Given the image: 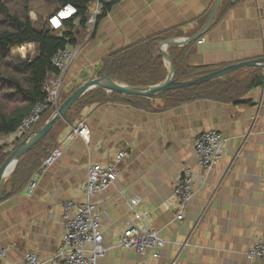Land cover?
Segmentation results:
<instances>
[{
    "label": "crops",
    "instance_id": "0c3cea01",
    "mask_svg": "<svg viewBox=\"0 0 264 264\" xmlns=\"http://www.w3.org/2000/svg\"><path fill=\"white\" fill-rule=\"evenodd\" d=\"M215 2L122 0L113 4L74 62L64 94L98 77L99 67L112 51L159 34L176 32L174 37L180 39L195 35ZM175 45L186 48L189 63L202 70L263 59L264 0H222L203 35L187 44H172L168 51ZM164 63L168 75L165 59ZM235 71L240 72L234 75ZM235 71L217 78L237 85H224L212 96L175 102L155 95H136L145 100L114 95L81 112L66 113L53 131L52 151L60 147L63 154L40 173L33 194L27 195L26 186L0 199V244L7 248L1 264H24L27 252L52 258L66 233L61 204L70 198L84 201L77 190L86 181L88 164L110 161L116 150L127 151L118 178L94 197L105 243L111 246L125 227L131 215L128 198L133 196L150 209L152 224L167 243L156 250L158 257L112 247L102 264H264L247 256L254 238L264 234V67ZM257 75L260 83L255 82ZM81 117L88 124L90 141L75 136L62 142L67 125ZM209 126L220 129L227 145L220 160L206 169L197 163L194 138ZM184 167L193 169L195 195L185 218L178 220L174 185ZM187 241V246L181 245Z\"/></svg>",
    "mask_w": 264,
    "mask_h": 264
},
{
    "label": "trees",
    "instance_id": "16d2710c",
    "mask_svg": "<svg viewBox=\"0 0 264 264\" xmlns=\"http://www.w3.org/2000/svg\"><path fill=\"white\" fill-rule=\"evenodd\" d=\"M94 1L0 0V137L14 132L33 105L46 97L48 79L56 71L52 58L59 48H64L68 44H76L83 36L89 7ZM67 3H73L78 7V18L82 20L81 25L76 26L72 20H69L65 24V31L52 30L48 25L50 16L60 6ZM112 5L106 6L98 24ZM33 10L37 12L36 19L32 17ZM175 33L151 36L146 40L112 51L105 56L103 64L99 67L98 77L110 76L116 81H124L129 85L141 87L162 82L168 72L164 63L163 43L176 36ZM27 43H34L35 51L27 52L25 56L17 54L16 49ZM168 52L176 69L174 79L177 81H186L203 73L214 72L213 69L202 70L199 66L190 64L186 48H179L175 45ZM261 81V77L257 75L255 82L260 83ZM224 85L235 87L237 84L220 82L216 78L178 89L165 90L155 96L175 102H185L201 96L215 95L224 90L222 87ZM70 94H63L62 102ZM114 95L124 96L125 94L117 91L108 92L102 88L88 91L73 104L67 114L72 110L81 112L87 105L94 102H105ZM126 97L146 99L136 95ZM55 110V107L50 106L39 122L31 128L28 135L40 129ZM59 121L61 118L57 120ZM23 140L18 142L21 143ZM55 145L56 136L53 135L52 129L19 160L14 172L3 186V194L12 195L25 189L32 176L40 168L43 159L51 153ZM10 154L7 146L0 147V167Z\"/></svg>",
    "mask_w": 264,
    "mask_h": 264
},
{
    "label": "built area",
    "instance_id": "2783aa9c",
    "mask_svg": "<svg viewBox=\"0 0 264 264\" xmlns=\"http://www.w3.org/2000/svg\"><path fill=\"white\" fill-rule=\"evenodd\" d=\"M122 0H95L89 7L88 18L85 21V36L76 44H68L59 48L52 58L56 71L49 77L46 85V97L37 101L29 113L23 117L18 128L11 134L0 137V147L7 146V150L21 139H28L31 128L39 122L42 115L53 106L58 110L62 102L61 92L67 87L70 70L76 59L85 50L87 44L96 32L98 20L109 4H115ZM79 9L73 3L62 6L49 18V28L65 31V24L72 20L76 26H80L82 20L78 18ZM29 43L20 47L26 48ZM25 56V55H24ZM264 91V85L261 87ZM55 110V111H56ZM28 135V136H27ZM81 137L86 142L90 141V131L86 119L81 117L74 123L68 124L62 142L73 137ZM227 145L226 138L217 127L209 126L201 130L194 138L197 163L206 168H211L223 156ZM63 154L62 148L54 149L47 156L41 168L32 176L26 187L27 195L31 196L38 186L40 173ZM127 155L125 150L112 152V159L107 162L91 161L87 166L86 181L81 184L78 193L85 196L84 201L67 199L61 208L63 210L66 233L62 244L50 259L41 258L35 252H27L24 256V264H102L109 248H124L133 250L137 254H153L158 257L156 250L164 247L166 239L155 228L151 221V211L142 205L138 196L128 198L131 207L130 218L125 227L119 229L117 237L111 246L105 243L102 229V219L98 211L94 197L106 191L118 178L121 171L120 164ZM237 160V154L233 162ZM196 182L193 169L184 167L174 185L176 197V217L178 220L185 218V213L195 195L194 184ZM124 193L123 191L121 192ZM204 216V212L202 213ZM187 246L188 241L181 244ZM7 255V248L0 244V264ZM247 256L249 259H261L264 261V234L254 238Z\"/></svg>",
    "mask_w": 264,
    "mask_h": 264
},
{
    "label": "water",
    "instance_id": "95a60500",
    "mask_svg": "<svg viewBox=\"0 0 264 264\" xmlns=\"http://www.w3.org/2000/svg\"><path fill=\"white\" fill-rule=\"evenodd\" d=\"M222 0H216L214 8L206 21L204 27L197 32L195 35L191 36L187 39H180V38H171L167 40L163 44V53H164V59L169 66V74L167 75L166 79L158 84L150 85L147 87H141V86H134L129 85L126 83L118 82L114 80L110 76H99L92 78L90 80L85 81L82 83L76 90H74L66 99L65 101L60 105V108L56 110L53 115L48 119L45 124L38 130H36L32 136L28 139L23 140L21 143H19L13 151H11V154L6 159V161L2 164L0 167V199L2 197H6L9 195V193L3 194V186L4 182L8 179L9 175L13 172L15 166L17 165L18 161L39 141H41L53 128L54 124L57 122L58 119L63 118L65 114L68 112V110L73 106V104L84 94H86L88 91H91L96 88H102L106 89L107 91H117L128 95H141V96H148L152 97L155 94L169 90V89H178L182 87H186L189 85H193L195 83H199L202 81L212 80L217 77L223 76L229 72L235 71L237 69L248 67V66H263L264 67V58L263 59H256V60H247L243 62H239L236 64H232L228 67L219 69L217 71H214L212 73L194 77L190 80L186 81H177L174 79V75L176 72V69L169 57L168 47L172 44H187L192 41L197 40L203 33L208 29L212 19L214 18L219 5ZM16 158V164L13 168V170L7 174V169L9 168V165L13 161V159Z\"/></svg>",
    "mask_w": 264,
    "mask_h": 264
},
{
    "label": "rangeland",
    "instance_id": "374dc122",
    "mask_svg": "<svg viewBox=\"0 0 264 264\" xmlns=\"http://www.w3.org/2000/svg\"><path fill=\"white\" fill-rule=\"evenodd\" d=\"M32 17L34 18V19H36L37 18V12L35 11V10H33L32 11ZM52 16V15H51ZM50 16V17H51ZM98 28V27H97ZM85 29V28H84ZM96 33H97V29H96V32L94 33V35H93V37L91 38V40L95 37V35H96ZM85 36V30H84V34H83V37ZM90 40V41H91ZM34 44H29V45H27L26 46V48H24V49H22V53H21V51H20V47H18L17 49H16V51H18V52H16L17 54H21L22 56H24V55H26L27 54V52H31V53H33L34 51H35V48H34V46H33ZM238 72H240V71H235V72H233V74L234 75H236V74H238ZM63 94H64V89L62 90V92H61V96L63 97ZM63 102H61V104H62ZM59 129V127H58V125L57 126H55V128H54V132H56L57 130ZM9 174V173H8Z\"/></svg>",
    "mask_w": 264,
    "mask_h": 264
},
{
    "label": "bare ground",
    "instance_id": "6f19581e",
    "mask_svg": "<svg viewBox=\"0 0 264 264\" xmlns=\"http://www.w3.org/2000/svg\"><path fill=\"white\" fill-rule=\"evenodd\" d=\"M16 158L13 159V161L11 162V164L9 165V168L7 169V174L11 172V170L13 169L12 166L14 163H16ZM11 169V170H10Z\"/></svg>",
    "mask_w": 264,
    "mask_h": 264
}]
</instances>
